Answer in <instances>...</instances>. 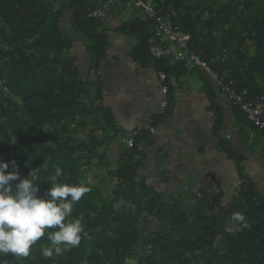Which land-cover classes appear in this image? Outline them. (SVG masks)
<instances>
[{"label":"trees","instance_id":"16d2710c","mask_svg":"<svg viewBox=\"0 0 264 264\" xmlns=\"http://www.w3.org/2000/svg\"><path fill=\"white\" fill-rule=\"evenodd\" d=\"M91 1L101 6V0H69L70 23L85 35L88 52L97 62L105 53L107 37L99 29L101 19L91 16ZM57 2L0 0V160L8 162L6 172L13 171L15 160L21 179L32 168L41 169V197L51 188L47 180L56 167L63 169L61 183L90 188L66 218L80 219L86 234L78 247L47 259L41 249L51 244L47 234L57 230L47 229L28 258L9 255L4 258L7 264H264V196L240 165L243 157L219 135L220 117L214 125L216 145L240 171L236 195L226 201L222 191L193 197L158 193L137 176L143 164L139 152L124 153L113 169L100 154L99 162L108 170L91 169L102 141L95 133L97 122L92 125L82 116L92 110L86 100L89 89L79 85L78 69L68 52L71 39L59 26L63 10L55 8ZM153 7L189 36V51L237 88H246L250 99L264 100V0H154ZM154 27L147 17L119 25L126 34H141L134 58L142 54L151 59L148 44ZM223 50L229 53L225 61L218 58ZM161 60L152 59L161 71H172ZM231 104L240 133L264 138V129L258 130ZM87 126L88 135L79 139L77 131ZM103 128L106 133L115 130L110 122ZM237 212L246 217L248 227L227 231ZM146 221L154 225L141 235Z\"/></svg>","mask_w":264,"mask_h":264},{"label":"crops","instance_id":"0c3cea01","mask_svg":"<svg viewBox=\"0 0 264 264\" xmlns=\"http://www.w3.org/2000/svg\"><path fill=\"white\" fill-rule=\"evenodd\" d=\"M91 3L94 10L99 7V1ZM55 8L63 10L59 26L71 39L68 52L78 69L79 85L89 89L86 100L92 110L83 112L82 116H87L92 125L97 122L95 133L102 141L93 157L96 161L91 160L95 173L107 169L100 164L98 155L104 153L108 169L115 168L120 157L126 152L129 154L125 140L131 133L152 126L154 134L136 139L142 149L134 152H139L137 155L143 161L137 170L138 178L165 195L184 193L193 197L200 192L222 191L225 199L235 196L240 171L236 161L216 145L214 125L220 117L219 135L243 157L240 165L264 196V138L240 133L231 102L203 70L175 61L172 55L177 48L170 42H166V46L172 55L160 62L166 69L172 68L166 73L168 106L161 109L163 96L157 76L163 67L142 54L136 56L143 59L134 58L141 34H126L118 29L124 21L145 18L140 8L124 0L106 12L99 29L104 31L107 45L97 62L88 52L85 35L74 30L70 23L69 0H58ZM153 31L149 43L155 39V27ZM109 122L115 128L113 133L112 129L107 133L103 130ZM88 133V128H81L76 136L82 140Z\"/></svg>","mask_w":264,"mask_h":264},{"label":"clouds","instance_id":"9594fccd","mask_svg":"<svg viewBox=\"0 0 264 264\" xmlns=\"http://www.w3.org/2000/svg\"><path fill=\"white\" fill-rule=\"evenodd\" d=\"M11 164L13 171L6 172L9 164L0 160V264H7L4 258L9 255L16 259L28 258L33 245L45 237L47 229L57 230L47 234L51 244L41 249L43 257L55 259L78 247L82 234H86L84 225L80 219L66 222V218L90 188L61 183L63 169L56 167L54 175L47 180L52 186L41 197L37 187L41 169L32 168L21 179L15 171L16 161ZM230 225L227 231L248 227L246 217L240 212L232 214Z\"/></svg>","mask_w":264,"mask_h":264},{"label":"built area","instance_id":"2783aa9c","mask_svg":"<svg viewBox=\"0 0 264 264\" xmlns=\"http://www.w3.org/2000/svg\"><path fill=\"white\" fill-rule=\"evenodd\" d=\"M124 0H101V6L92 11L93 18L102 19L106 12L115 5L120 4ZM135 7L140 8L145 17L152 20L155 24V39L148 45V52L154 61L161 60L167 56H171V52L166 46V42L174 44L177 52L172 58L177 62H182L195 66L203 70L206 75L212 79L217 89L225 95V97L238 106L240 111L246 116L258 130L264 129V100H252L249 98V92L246 88L239 89L234 85L233 80L225 79L217 72L213 71L210 65L203 61L198 55L187 49L188 36L180 33L177 28L172 27L168 19L161 14L159 9L153 7L154 0H127ZM228 51H221L218 58L225 61L228 58ZM158 87L163 96L161 109L168 106L169 83L165 72L158 73ZM154 127L150 126L145 130H134L128 139L125 140L126 148L130 152L141 150V145L136 141L137 138L154 134Z\"/></svg>","mask_w":264,"mask_h":264},{"label":"rangeland","instance_id":"374dc122","mask_svg":"<svg viewBox=\"0 0 264 264\" xmlns=\"http://www.w3.org/2000/svg\"><path fill=\"white\" fill-rule=\"evenodd\" d=\"M46 1H48V0H46ZM89 127H91V126H87L88 129H89ZM95 161H96V158L93 159V162H95ZM108 192L109 193L111 192V187L107 190V193ZM226 200H228V199H224V201H226ZM153 225H154V221H146V222H143L141 224V226H140V233H141V235L147 234L152 229V226Z\"/></svg>","mask_w":264,"mask_h":264}]
</instances>
